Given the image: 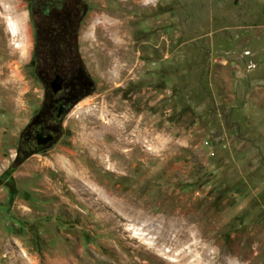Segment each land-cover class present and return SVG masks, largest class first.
<instances>
[{
    "label": "rangeland",
    "instance_id": "1",
    "mask_svg": "<svg viewBox=\"0 0 264 264\" xmlns=\"http://www.w3.org/2000/svg\"><path fill=\"white\" fill-rule=\"evenodd\" d=\"M66 1L75 39L0 0V264H264V0ZM57 56L86 87L20 152Z\"/></svg>",
    "mask_w": 264,
    "mask_h": 264
},
{
    "label": "flooded vegetation",
    "instance_id": "2",
    "mask_svg": "<svg viewBox=\"0 0 264 264\" xmlns=\"http://www.w3.org/2000/svg\"><path fill=\"white\" fill-rule=\"evenodd\" d=\"M47 2L45 0H32L30 13L36 12L40 16V21L36 25L38 38L75 39L78 29L75 21L71 24L65 21L60 22L58 19H52L50 23L44 21L53 13L62 12L61 10L66 7L67 1ZM66 66L62 56H57L55 62L50 66V70L55 74L50 81L49 94L44 105L27 126L26 135L20 144V152H31L53 143L59 133L58 120L67 109V104L86 87V82L80 73L76 71L71 74L63 73ZM58 75L64 80L62 88L54 91L52 82Z\"/></svg>",
    "mask_w": 264,
    "mask_h": 264
},
{
    "label": "bare ground",
    "instance_id": "3",
    "mask_svg": "<svg viewBox=\"0 0 264 264\" xmlns=\"http://www.w3.org/2000/svg\"><path fill=\"white\" fill-rule=\"evenodd\" d=\"M7 24L9 30L20 37L17 47H20L21 50H26L30 42V36L23 18L21 19L18 16L7 18Z\"/></svg>",
    "mask_w": 264,
    "mask_h": 264
},
{
    "label": "water",
    "instance_id": "4",
    "mask_svg": "<svg viewBox=\"0 0 264 264\" xmlns=\"http://www.w3.org/2000/svg\"><path fill=\"white\" fill-rule=\"evenodd\" d=\"M63 80L64 79L59 75L55 78V80L52 82V87L54 91H58L62 88Z\"/></svg>",
    "mask_w": 264,
    "mask_h": 264
}]
</instances>
